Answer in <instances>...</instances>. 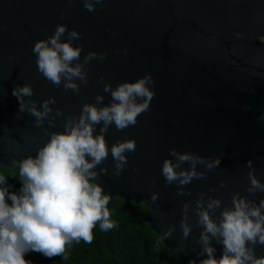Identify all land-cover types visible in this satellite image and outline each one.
Returning a JSON list of instances; mask_svg holds the SVG:
<instances>
[{
  "label": "water",
  "instance_id": "obj_1",
  "mask_svg": "<svg viewBox=\"0 0 264 264\" xmlns=\"http://www.w3.org/2000/svg\"><path fill=\"white\" fill-rule=\"evenodd\" d=\"M58 24L82 34L74 41L83 44L81 60L90 51L108 54L86 65L89 83L81 84L79 94L53 86L37 70L34 45L52 35ZM149 73L155 80L149 110L135 126L117 131L113 125L106 136L109 147L119 139H135L136 151L127 153L128 165L119 176L113 175L110 154L97 169L108 168L99 182L109 196L143 203L144 220L167 247L181 249L199 264L206 258L199 255L202 246L197 243L203 229L189 209L192 232L182 238L184 204L191 202L195 208L200 193L205 199L219 198V217L234 194L257 203L264 198V193L246 192L249 160L264 183V0H103L94 12H88L82 0L71 5L67 0H0V168L17 167L13 161L35 156L49 139L45 129L63 131L64 120L78 115L85 103H95L97 94L109 104L101 77L115 87ZM24 84L34 89L25 99L37 101L38 107L55 97L51 115L56 109L64 113L55 127L46 119L37 128L35 117L19 111L12 93ZM173 148L220 158L221 163L212 171L198 167L206 178L194 179L184 188L185 195H178L177 184H166L161 174ZM152 193L159 194L155 203ZM165 228L174 229L167 238ZM212 244L219 259L223 245L216 240ZM255 252L264 255V246L256 245Z\"/></svg>",
  "mask_w": 264,
  "mask_h": 264
},
{
  "label": "clouds",
  "instance_id": "obj_2",
  "mask_svg": "<svg viewBox=\"0 0 264 264\" xmlns=\"http://www.w3.org/2000/svg\"><path fill=\"white\" fill-rule=\"evenodd\" d=\"M67 2L71 5L74 0ZM82 2L88 12H94L103 0ZM66 33L67 38L62 39ZM81 35L75 29L69 31L66 24H58L52 35L37 41L33 48L37 70L44 79L55 87L63 85L65 91L72 90L75 94L80 93L81 84L87 86L89 83L86 65L95 59L103 61L108 55L90 51L81 60L83 44H74ZM124 54L127 55V50ZM99 83L103 85V92L110 94L109 104L103 103L104 95L97 94L95 103H85L78 115H70L64 120L63 131L49 133L45 129L49 139L35 156L13 161L22 182L19 193L10 192L7 179L0 175V264H31L25 259L29 252H39L49 259L57 256L66 259L67 248L74 242H93L97 224L101 231L116 226L108 207L111 197L99 182V177L106 175L108 168L97 169L111 154L113 175L123 173L128 165L127 153L136 151L137 142L119 139L109 147L107 133L113 125L117 131H123L138 123L139 116L149 110L155 97L152 87L155 80L149 73L115 87L106 83L104 77ZM12 94L18 99L19 111L35 117L37 128L42 127L46 119L51 127H55L56 118L64 115L61 109L51 115L55 97L44 100L39 107L37 101L26 100L34 95L31 84L15 87ZM169 157L162 163L161 174L166 184H177L178 195H185L184 188L194 179L206 178V171H198V167L212 171L221 163L220 158L181 153L175 148L171 149ZM185 164L187 168L183 167ZM246 166L250 169L246 192L249 195L264 193V183L257 178L253 161L249 160ZM224 186L221 181L220 187ZM187 194L191 195V192ZM205 196V193L199 194L195 208L191 202L184 204L181 221L185 240L192 232L188 223L189 209L195 212L196 226L203 229L197 243L202 246L199 255L206 258L199 264H264V255L258 257L255 252L256 245L264 246V198L257 203L248 196L234 194L230 206H223L216 217V212L222 208V200L213 196L205 199ZM158 198V193L150 196L153 203ZM173 231V228H165L163 235L167 238ZM213 240L223 245L219 259L215 256Z\"/></svg>",
  "mask_w": 264,
  "mask_h": 264
},
{
  "label": "trees",
  "instance_id": "obj_3",
  "mask_svg": "<svg viewBox=\"0 0 264 264\" xmlns=\"http://www.w3.org/2000/svg\"><path fill=\"white\" fill-rule=\"evenodd\" d=\"M10 192L19 193L22 182L17 167L0 168ZM109 210L115 227L94 229L91 244L83 241L68 246L66 259L47 258L39 252H29L25 259L31 264H196L178 248H168L160 235L144 220L146 206L132 200L110 196ZM8 203H11L9 200Z\"/></svg>",
  "mask_w": 264,
  "mask_h": 264
}]
</instances>
